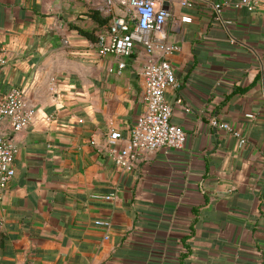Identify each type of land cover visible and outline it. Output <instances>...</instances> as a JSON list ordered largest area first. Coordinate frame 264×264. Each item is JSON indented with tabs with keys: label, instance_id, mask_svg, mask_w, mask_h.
<instances>
[{
	"label": "crops",
	"instance_id": "1",
	"mask_svg": "<svg viewBox=\"0 0 264 264\" xmlns=\"http://www.w3.org/2000/svg\"><path fill=\"white\" fill-rule=\"evenodd\" d=\"M110 1L0 0V97L20 88L34 109L0 198V264H264V2L156 0L186 140L124 171L100 147L142 113L147 55L97 54L125 3Z\"/></svg>",
	"mask_w": 264,
	"mask_h": 264
},
{
	"label": "built area",
	"instance_id": "2",
	"mask_svg": "<svg viewBox=\"0 0 264 264\" xmlns=\"http://www.w3.org/2000/svg\"><path fill=\"white\" fill-rule=\"evenodd\" d=\"M180 1L184 6L193 4L192 0ZM263 2L236 0L227 4L233 9L252 11ZM214 7L220 14L221 5ZM171 18L170 11L157 4L156 0H125L122 12L113 15L108 27L97 34L95 49L100 56L113 55L123 59L133 53L136 45H141L147 55L146 62L138 70L143 82L142 113L137 116L126 139L122 138L120 131L110 128L100 147L114 166L124 171L132 170L140 158L158 149H182L186 140L185 131L170 121L172 107L165 98L166 90L177 83L168 58L180 49L177 43L165 39L164 29ZM180 21L190 22L191 18L181 16ZM3 63L0 55V68ZM124 66L123 60L118 62L119 69ZM33 115L34 109L27 105L22 89L14 87L0 97V198L15 173L14 159L18 152L15 134L30 124ZM221 126L237 137L241 144L245 143V138L228 124ZM112 197L110 194L104 198Z\"/></svg>",
	"mask_w": 264,
	"mask_h": 264
}]
</instances>
